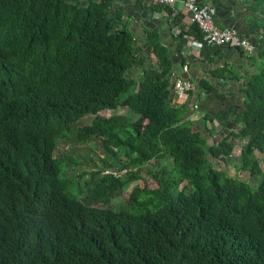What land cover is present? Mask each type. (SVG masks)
<instances>
[{
    "label": "trees",
    "instance_id": "obj_1",
    "mask_svg": "<svg viewBox=\"0 0 264 264\" xmlns=\"http://www.w3.org/2000/svg\"><path fill=\"white\" fill-rule=\"evenodd\" d=\"M113 3L0 0V264H264V44L236 95L243 103L201 81L195 92L212 112L198 99L196 130L174 104L173 64L156 33L154 66L135 78V38ZM119 109L129 116L77 127ZM215 122L220 131H208ZM231 123L238 130L213 144ZM146 177L154 189L136 185Z\"/></svg>",
    "mask_w": 264,
    "mask_h": 264
},
{
    "label": "crops",
    "instance_id": "obj_2",
    "mask_svg": "<svg viewBox=\"0 0 264 264\" xmlns=\"http://www.w3.org/2000/svg\"><path fill=\"white\" fill-rule=\"evenodd\" d=\"M113 1L114 9L124 14V30H127L135 38V45L139 43L134 54V62L136 63L134 67L135 78L141 77L144 70H151L154 66L152 48L150 42H148L151 32L158 35L160 43L168 52L173 64L171 74L181 75L183 74V66L187 67L189 64H193L192 68L189 69L194 71L195 79L198 82L208 81L220 93L230 96L229 100H233V104L237 103L239 95H243L242 90L247 86L248 78L258 71L259 67L256 66V61L252 60V55V57H248L246 53L242 52L244 58H241L237 53L238 50L229 46L220 49L205 48L209 45L205 40L206 44L195 37L193 31L195 24L188 14L182 13L179 15L182 16V24L180 26L176 25L172 21L175 19L169 17V9L182 11L183 0H177L173 9L157 8L151 3V0ZM199 1L202 5L211 6L215 10V14L219 15L217 22L220 27H229L249 41L253 40L252 43L257 50L264 44V15L258 13L260 9H255L253 7L254 3L247 0ZM182 32L185 33L183 38L180 37ZM220 69L230 71L231 76L219 75ZM198 99L201 103L206 104V112H212L211 104L213 101H207L208 96L201 91H196L191 98H176L174 104L179 108L187 106L189 110L187 113L188 119L194 121V116L195 119L200 117L204 119L205 113L200 111L201 105ZM194 106L198 107L199 112L194 111ZM219 106L215 104L216 111L221 109ZM195 123V129L198 130L197 125L200 124V121ZM219 125L218 122H215L214 125L208 123V131H220Z\"/></svg>",
    "mask_w": 264,
    "mask_h": 264
},
{
    "label": "built area",
    "instance_id": "obj_3",
    "mask_svg": "<svg viewBox=\"0 0 264 264\" xmlns=\"http://www.w3.org/2000/svg\"><path fill=\"white\" fill-rule=\"evenodd\" d=\"M156 2L175 7L177 0H151V3ZM182 13L188 14L191 17L195 26L200 29L204 36L205 42L213 48H219L229 46L237 50H241L250 56L254 53V44L247 38L240 37L235 31L229 27L221 28L217 24V17L215 10L208 5H202L199 0H183V10H174L170 18L176 19ZM196 87L190 81L178 80L174 83V94L177 98H191V95L195 92ZM195 111L198 107H194ZM194 120L195 119L194 116ZM126 173V172H123ZM116 177L121 176V173L110 172Z\"/></svg>",
    "mask_w": 264,
    "mask_h": 264
},
{
    "label": "rangeland",
    "instance_id": "obj_4",
    "mask_svg": "<svg viewBox=\"0 0 264 264\" xmlns=\"http://www.w3.org/2000/svg\"><path fill=\"white\" fill-rule=\"evenodd\" d=\"M86 1V0H85ZM263 11H264V9H262V8H260V10H258V13L261 15V14H263L264 15V13H263ZM256 52H257V54H256ZM258 53H259V49L258 50H255V52H254V54L252 55L253 56V61H256V66L258 65V67H261V62H260V60H259V58H258ZM256 54V55H255ZM251 56V57H252ZM178 80H182V79H178ZM177 80V81H178ZM185 81H190V82H192L194 85H195V87H196V89H199V85L198 86H196V84L192 81V80H185ZM246 87H244L243 88V90L245 89ZM193 95V94H192ZM191 95V96H192ZM233 96H235V94H233ZM237 102H238V104L239 103H243V100L241 99L240 100V98L239 99H237ZM200 103H201V101H200ZM199 103V104H200ZM203 103V102H202ZM234 105L233 103H230V105ZM237 104V103H236ZM218 105H220V104H218ZM199 106V105H198ZM240 107H242L243 106V104H240L239 105ZM197 112H199V111H197ZM115 115H121V116H126V117H128L129 116V113L128 112H126L124 109H119V110H117V111H115V112H105V113H103V114H101L99 117H91V118H88V119H86V120H83L77 127L78 128H83V127H85V126H95V127H100L102 124H104V122H106V120L108 119V118H110L111 116H115ZM197 119V121H200V122H203L202 120H203V118H196ZM193 120H194V118H193ZM217 120V119H216ZM204 123V122H203ZM206 126H208V124H206ZM215 132H217V131H215ZM204 137L205 138H209V135H207V133L205 132L204 133ZM220 139H221V135L220 136H217V137H215L214 139H213V144H218V143H220ZM245 147H246V144L243 142H238V144H237V148H236V151H235V158H233V159H230V161H229V163H231L230 165H236L238 162H240V159H241V156H242V153H243V150L245 149ZM75 150L77 151V153L80 155V157L82 158V156H84V151L87 149V146H83V145H80V144H78V145H76L75 146ZM96 150H94V151H91L90 150V147H89V151H91L92 152V154L93 155H95L96 157H102L103 158V154H102V151L99 149V147L97 146L96 148H95ZM79 161V160H78ZM80 162V161H79ZM81 163V162H80ZM77 169H78V173H83L84 171H86L87 169H86V167L83 165V166H77L76 167ZM222 170H224V171H226L225 170V168H224V166L221 168ZM243 178L244 179H248V175H246V174H244L243 175ZM136 185H138L141 189H146V190H151V189H154L155 187H156V184L154 183V182H152L151 181V178H148V177H146L145 179H143V180H141V181H139L138 183H136ZM131 190H132V188H130L125 194H123L122 196H120V197H118V198H116V199H111L110 200V205L111 204H113V205H115L116 207H118L120 204H123L124 202H126V199L128 198V195H129V193L131 192Z\"/></svg>",
    "mask_w": 264,
    "mask_h": 264
},
{
    "label": "water",
    "instance_id": "obj_5",
    "mask_svg": "<svg viewBox=\"0 0 264 264\" xmlns=\"http://www.w3.org/2000/svg\"><path fill=\"white\" fill-rule=\"evenodd\" d=\"M125 28V27H124ZM149 42V41H148ZM251 42H253V40L251 41ZM137 45H139V43L137 44ZM137 45H135L134 47L135 48H137ZM238 55L241 57V58H244V56H243V54H242V51H239L238 50ZM134 60H135V57H134ZM192 65L193 64H189L187 67L186 66H183V74H181V75H178V74H171L170 75V77L172 78V82H173V84L178 80V79H182V80H192L195 84H196V86H200V83H201V81L200 82H198L196 79H195V77H194V71H192L191 69H189V68H192ZM207 80H209V81H211L210 79H208V78H206ZM238 130V127L234 124V123H231V124H229L228 126H227V129H225V131H224V133L221 135V139H220V141L223 139V138H225V137H227V136H229L232 132H234V131H237Z\"/></svg>",
    "mask_w": 264,
    "mask_h": 264
},
{
    "label": "clouds",
    "instance_id": "obj_6",
    "mask_svg": "<svg viewBox=\"0 0 264 264\" xmlns=\"http://www.w3.org/2000/svg\"><path fill=\"white\" fill-rule=\"evenodd\" d=\"M252 43V42H251ZM241 51V50H240ZM195 107V106H194ZM194 111H195V109H194ZM198 111V110H197ZM196 111V112H197ZM195 121V120H194ZM196 122V121H195ZM198 122V121H197ZM110 172H115V171H108V172H105V174H110ZM123 172H126V173H123ZM116 173H118V172H116ZM119 173H121V176H123L124 174H127V171H122V172H119ZM116 177V176H115Z\"/></svg>",
    "mask_w": 264,
    "mask_h": 264
}]
</instances>
